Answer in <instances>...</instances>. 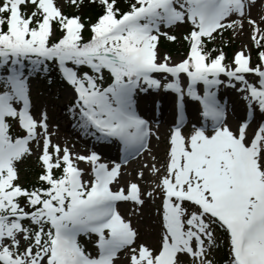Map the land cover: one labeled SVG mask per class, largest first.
<instances>
[{"label":"snow or ice","instance_id":"1","mask_svg":"<svg viewBox=\"0 0 264 264\" xmlns=\"http://www.w3.org/2000/svg\"><path fill=\"white\" fill-rule=\"evenodd\" d=\"M255 7L0 0V264H264V14ZM180 28L187 48L177 61L160 45L179 41ZM249 29L252 43L229 56L232 36ZM39 85L87 152L60 142ZM164 95L176 118L161 161L152 141L162 139L153 121ZM150 99L151 114L141 108ZM145 154L152 162L132 178L126 166ZM33 159L25 183L21 166ZM146 209L154 243L138 227Z\"/></svg>","mask_w":264,"mask_h":264},{"label":"rangeland","instance_id":"2","mask_svg":"<svg viewBox=\"0 0 264 264\" xmlns=\"http://www.w3.org/2000/svg\"><path fill=\"white\" fill-rule=\"evenodd\" d=\"M264 0H257V7L252 9V15L254 17H259L261 14H264ZM175 34L179 37H181V39L179 40L180 43H182V45L185 43L182 39L183 35L185 34V29L184 28H180L178 30H175ZM251 30L249 29L247 34L245 33H241L239 37H236L235 35L232 36V45L230 48H227V52L228 55L231 56L232 52L237 50L241 45H246V44H251ZM161 49V55H164L165 53L171 55L174 60H180L183 58L184 56V48H178L175 51H171L169 48H163L160 46ZM255 47L253 46V57H255ZM56 95H60L59 92L56 93ZM168 97V96H165ZM233 99H235V95H232ZM36 99L37 102L39 104H43L45 106L52 104L53 105V110H52V122H53V126H55L56 123H59L61 125V131H60V135H59V140L60 142H64L65 140H67L69 143L74 144L75 145V149L80 151V152H87L90 148V143L88 140L81 138L78 134H76L71 126H70V122L68 121V119L66 118V116L63 114L62 109H63V105L61 103H59L55 97L53 95H51L48 91L45 90L43 85H39L36 89ZM161 100H159V106L157 108L156 111V115L159 116V118L155 117L154 119V123H159L160 125V135L162 137V139L157 142L155 139L152 141V151L153 154L157 155L160 160L162 161L164 158V154H165V150L167 147V135H168V131L170 126L172 125L169 124L168 122H166L165 120V115H164V111L169 113L170 115H172L173 117H176V111L174 108V105L172 103V99L169 101V108H165L164 103L166 104V102H160ZM163 103V106L162 104ZM191 104V103H190ZM147 105H151V99L149 100ZM145 105V107L147 106ZM189 105V104H188ZM152 106V105H151ZM142 110H143V105L141 106ZM236 111L239 114V112L241 111L240 109V105L237 103L236 104ZM149 114H151V111H149ZM189 115H191V111H189ZM233 123L235 124V120L233 121ZM107 158V157H106ZM151 155L149 154H145V156L140 157L137 160H133L131 161L127 166H126V170L130 173L133 174L134 178V174L135 172L140 169V167L142 166V164L144 163H151ZM35 165V160H29L26 161L22 166H21V176L22 179H25L26 176V172L28 171V169L31 166ZM129 177L126 176V179H128ZM133 222L136 223V218H133ZM138 227L141 230V234H142V238L144 240H146L149 243H154L155 242V233H154V221L151 219L150 215H149V210L146 209L145 210V215L143 220H141L138 224Z\"/></svg>","mask_w":264,"mask_h":264},{"label":"trees","instance_id":"3","mask_svg":"<svg viewBox=\"0 0 264 264\" xmlns=\"http://www.w3.org/2000/svg\"><path fill=\"white\" fill-rule=\"evenodd\" d=\"M68 11H74V9L69 8ZM88 11V10H86ZM161 46L163 48H169L171 51H175L176 49L180 48H184V51H186L187 48V44L186 42L182 45V43H180V41H168L166 38H162L161 41ZM38 171V169L36 168V165L31 166L28 171L26 172V176L24 179L25 183H30L32 181H34L35 179V172ZM223 255V253H221V256Z\"/></svg>","mask_w":264,"mask_h":264},{"label":"bare ground","instance_id":"4","mask_svg":"<svg viewBox=\"0 0 264 264\" xmlns=\"http://www.w3.org/2000/svg\"><path fill=\"white\" fill-rule=\"evenodd\" d=\"M229 95L232 96L235 94L230 92ZM165 96H168V95H164V96L160 97L159 100H161L162 102H166V104L164 103V106H165V108H169L170 106L168 103L171 100V97L170 96L165 97ZM161 104L163 106V103H161ZM151 107H152L151 105H147L146 107H145V105H143V110L146 108L147 110L151 111ZM189 111L192 112V105L190 103H189V105H187L188 114L190 113ZM164 115H165V119H166L165 121L168 122L169 124L173 123L175 118H176L175 116L173 117L172 115H170L169 113H167L165 111H164ZM156 117L159 118L158 115H156Z\"/></svg>","mask_w":264,"mask_h":264}]
</instances>
